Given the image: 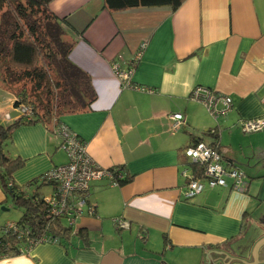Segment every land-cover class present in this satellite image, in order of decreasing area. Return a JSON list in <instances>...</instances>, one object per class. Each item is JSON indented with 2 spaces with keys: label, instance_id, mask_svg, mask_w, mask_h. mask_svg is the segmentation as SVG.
<instances>
[{
  "label": "crops",
  "instance_id": "0c3cea01",
  "mask_svg": "<svg viewBox=\"0 0 264 264\" xmlns=\"http://www.w3.org/2000/svg\"><path fill=\"white\" fill-rule=\"evenodd\" d=\"M49 9L65 19L63 38L73 44L68 60L87 74L94 93L88 109L60 120L98 166L117 168L129 181L90 183L86 198L94 213L69 227L70 244L58 237L0 264H264V244L255 249L264 239L258 238L264 234V129L244 133L239 126L264 114V0H184L175 10L120 11L106 10L103 0H52ZM142 44L129 82L151 92L123 87L110 68L117 61L126 71ZM197 86L229 97L230 109L211 116L188 97ZM13 102L0 82L3 126L19 118ZM174 113L185 119L177 131L170 129ZM208 129L218 133L222 164L244 173L246 190H231L229 180L184 199L183 149L194 139L209 146ZM59 144L42 123L18 126L4 148L24 161L13 183L22 187L65 164ZM7 201L0 186V234L18 220L3 207ZM118 219L127 225L120 228ZM252 227L260 230L257 237L250 236ZM78 230L83 239L74 236Z\"/></svg>",
  "mask_w": 264,
  "mask_h": 264
},
{
  "label": "trees",
  "instance_id": "16d2710c",
  "mask_svg": "<svg viewBox=\"0 0 264 264\" xmlns=\"http://www.w3.org/2000/svg\"><path fill=\"white\" fill-rule=\"evenodd\" d=\"M51 1L0 0V80L2 83L20 84V90L14 94L13 105L16 107L24 103L32 108L33 113L31 120L18 118L8 126L0 124V186L5 196L22 209L21 217L16 222L18 227L28 230L33 237L48 234L57 236L70 244L71 230L63 224L62 218L48 215L47 207L41 200L40 188L52 183L47 182L42 175L30 180L22 187H17L12 181V175L23 166L24 161L20 158H10L4 149L18 126L38 122L48 125L53 118L52 114L60 119L64 113L83 111L88 109L90 102L94 99L89 77L68 60L73 44L63 38L62 23H65V19H59L49 9ZM183 1L103 0V4L108 11L157 6H168L175 10ZM4 38L7 40L6 43ZM56 65L60 69L58 76ZM80 79L85 81L87 94L78 90ZM52 87L56 100L53 109L55 113L51 110V104L49 106V99L43 104V97L51 94ZM27 95L34 98V101L26 100ZM68 96L74 98L76 104L66 100ZM59 99L63 100L60 106ZM36 103V106L31 105ZM38 106L39 112L36 109ZM205 134L212 139L209 146H216L217 131L208 129ZM199 141L202 140L194 139L193 143ZM128 181L129 178H124L118 181V185ZM74 236L83 239L84 231L78 230ZM15 244V237L12 234L1 232L0 256L3 253L18 254V247Z\"/></svg>",
  "mask_w": 264,
  "mask_h": 264
},
{
  "label": "built area",
  "instance_id": "2783aa9c",
  "mask_svg": "<svg viewBox=\"0 0 264 264\" xmlns=\"http://www.w3.org/2000/svg\"><path fill=\"white\" fill-rule=\"evenodd\" d=\"M145 44H142L136 54V59L126 71H121L117 61L110 64L112 74L120 81L123 87H129L140 92H151L145 86L130 84L129 78L133 65L141 56ZM189 99L204 105L209 114L216 117L218 114L226 113L231 106V100L227 96L214 93L204 87H195L189 94ZM221 103L223 108L217 110ZM264 110V96L262 99ZM19 118L28 121L33 118L32 108L29 105L20 103L15 107ZM171 130H180L185 125V119L181 113H174L169 116ZM52 133L59 139V148L66 155V163L51 168L44 179L51 182V191L48 195L41 196V200L47 207V214L53 217H60L65 220L68 227H73L76 218L83 213L92 215L94 206L86 198L90 183L95 180L106 178L110 185H118L123 179V174L117 168L105 169L98 166L88 155L84 143L65 123L56 117L51 118ZM244 133H253L264 129V114L260 118L244 120L239 123ZM46 127H49L46 125ZM183 155L188 160L189 172L183 171L186 179V187L182 192L184 199H191L200 194L205 187H226L227 181L231 180L230 188L233 191L244 192L246 190V178L238 168H226L216 146H208L199 141L190 144L183 149ZM117 225L121 228L126 222L118 219ZM3 233H10L15 237L19 253H29L39 243H58L57 236L48 234L33 237L29 231L17 226L15 222H8L2 229ZM5 253L0 258L6 257Z\"/></svg>",
  "mask_w": 264,
  "mask_h": 264
},
{
  "label": "rangeland",
  "instance_id": "374dc122",
  "mask_svg": "<svg viewBox=\"0 0 264 264\" xmlns=\"http://www.w3.org/2000/svg\"><path fill=\"white\" fill-rule=\"evenodd\" d=\"M4 42L5 43L7 42L6 38H4ZM55 68H56V75L57 74H60V69H58L57 65L55 66ZM0 82H1L2 86L4 87V89H6L8 92H10L13 95V97H14V94H16L20 90V88H21V85L20 84L2 83L1 80H0ZM78 83H79L78 90H80L82 93L85 92L87 94V89H86L87 86L85 84V81L83 79H80ZM27 88H29V86H27ZM50 91H51V94L49 96H46L48 98H46L45 96L44 97L42 96L43 97V104H45V102L47 101V99H49V101H50L49 106L51 104V110H52L53 113H55L53 111V109L55 108L56 100L54 99V89H53V87L50 89ZM33 99L34 98H32L29 95H27V99L26 100L32 102V101H34ZM66 100H69L71 102V104H76L75 101H74V98H72L71 96L70 97L69 96L66 97ZM84 100L87 101L88 99L87 98H84ZM61 104H63V100H60L59 99V106ZM31 105L36 106L37 103L36 104H31ZM62 108L61 109L64 110V107H62ZM36 109L38 110V112L40 111L39 110V106ZM66 109H65V111H67ZM52 115H53L52 117L55 116V114H52ZM48 126L51 127L50 124H48ZM50 191H51V189H50V186H48V185L42 186L40 188V192L43 195L49 194ZM3 207L6 208V209H8V215L11 217V219L16 220V219H19L21 217L22 209L20 207H18V206H15L9 198H8V201L3 204ZM259 233H260V230L258 229V227H252L251 230H250V236L251 235L252 236L254 235V236L257 237V235ZM258 238L259 239L264 238V234L262 236H259ZM245 245H243V246H245Z\"/></svg>",
  "mask_w": 264,
  "mask_h": 264
},
{
  "label": "water",
  "instance_id": "95a60500",
  "mask_svg": "<svg viewBox=\"0 0 264 264\" xmlns=\"http://www.w3.org/2000/svg\"><path fill=\"white\" fill-rule=\"evenodd\" d=\"M264 244V239L259 241V243L257 244V246L255 247V249H257L259 246L263 245Z\"/></svg>",
  "mask_w": 264,
  "mask_h": 264
}]
</instances>
